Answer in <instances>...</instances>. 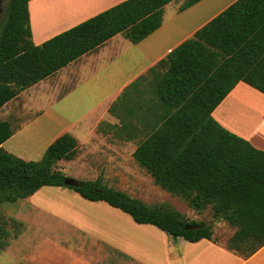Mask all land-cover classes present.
<instances>
[{
	"label": "trees",
	"instance_id": "trees-1",
	"mask_svg": "<svg viewBox=\"0 0 264 264\" xmlns=\"http://www.w3.org/2000/svg\"><path fill=\"white\" fill-rule=\"evenodd\" d=\"M29 1L11 0L8 6L0 38V108L118 33L140 42L162 25L164 6L173 0H124L41 44L32 39ZM198 1L186 0L181 9ZM162 66L164 72L156 76L160 113L147 129L135 125L140 140L133 155L164 190L199 212L211 207L214 218L235 227L228 247L251 256L264 245V151L211 114L241 80L264 93V0L234 1L151 71ZM121 122V131L132 132L131 110ZM13 133L11 123L0 119V203L26 198L44 185L65 186L87 199L105 200L174 238L213 237L212 224L190 220L168 202L148 204L101 179L66 186L67 175L57 163L78 153L70 133L59 136L39 160L5 150L2 144ZM23 230L14 217H0V249Z\"/></svg>",
	"mask_w": 264,
	"mask_h": 264
},
{
	"label": "crops",
	"instance_id": "crops-1",
	"mask_svg": "<svg viewBox=\"0 0 264 264\" xmlns=\"http://www.w3.org/2000/svg\"><path fill=\"white\" fill-rule=\"evenodd\" d=\"M122 1L30 0L32 39L41 44ZM174 1L164 6L162 25L140 42L133 43L124 32L118 33L5 103L0 108V119L9 121L14 129L2 144L5 150L26 160H39L51 143L68 132L77 139L78 153L58 161V168L66 175L77 180L101 179L110 187L133 182L134 163L141 165L133 155L140 140L135 127L147 129L150 120L160 113L156 76L165 67L155 71L151 68L236 0L203 20L217 6L210 4L219 0L199 5L204 2L200 0L184 10L183 4L176 5L174 16L167 22L166 9ZM46 12L50 14L48 24ZM190 26L193 28L188 30ZM115 105L113 113L111 107ZM130 110L133 130L127 133L120 130L121 118ZM211 115L224 128L264 151L262 91L241 80ZM47 186L54 187L55 194H49ZM71 190L44 185L22 198L27 200L23 206L26 210L14 218L24 224V230L11 238L0 256L13 257V264L19 256L27 264H264V245L248 257L228 247L236 228L224 219L213 218L211 207L196 211V216L210 213L207 223L213 226V237L190 241L182 236L174 238L154 224L139 223L130 213L105 200H90ZM56 194L71 199L63 205L79 212L82 220L86 211L82 214L84 201L78 200L79 194L98 214L96 221L89 222L91 225L82 220L78 225L82 233L90 235L91 243L55 241L54 226L48 228V233L55 243L44 242L42 223L55 221ZM221 230L226 239L218 236ZM29 234L41 237V241L31 242Z\"/></svg>",
	"mask_w": 264,
	"mask_h": 264
},
{
	"label": "rangeland",
	"instance_id": "rangeland-1",
	"mask_svg": "<svg viewBox=\"0 0 264 264\" xmlns=\"http://www.w3.org/2000/svg\"><path fill=\"white\" fill-rule=\"evenodd\" d=\"M10 1L11 0H0V38H1L5 20L7 18V11H8V6H9ZM184 1L185 0H176L172 2L171 4H169V6L166 9L167 22H169L174 16L176 12V9H175L176 5H182ZM211 1L212 0H204V2H202L199 5H209ZM233 1L234 0H219L217 2L210 4V5H217V6L212 11H208V13L204 15L201 19L202 20L205 19L207 16H209L216 10H217L216 12H218L219 9L222 8L221 7L222 5L224 6L229 5ZM49 15L50 14L46 12L44 16L45 17L44 19H46L47 24L50 18ZM201 19L199 21H196L195 24H198L199 22H201ZM192 26L188 27V30H191V28H193ZM71 174H76V173H71ZM130 174H131V171H130ZM133 175L135 176L133 182L131 180H128V184L121 185V186H115V187L113 186V188H116V189L121 188L123 190H126L127 192L131 193V195L140 198L141 200H143L144 202L148 204L168 202L172 204L174 207H176L178 210L183 212L190 220H197V221L203 220L205 222H208L211 219L210 213H208V215L205 214L202 216H196V211H197L196 209L192 208L189 205V203L182 197L178 195H174L164 190L160 185L156 184L153 177L141 165L137 167L136 164L134 163ZM47 187L51 191L49 194H52V192L53 194H55L54 187L52 186H47ZM70 189L74 190L73 188H70ZM42 193L43 191H40L39 195H43ZM79 197L80 199L78 200H80L81 202L84 201L82 202L83 205L81 206L85 208V209H81L82 214H85V211H86L84 220H82L83 216L79 212L75 210L74 211L69 210L68 208H66V206L63 205L64 203L70 202L71 199L61 196V194L55 195V215H56L55 221L44 220L42 223V226L45 230V237H44L45 243H55L53 241L54 240L53 236L48 233V228L50 229L53 226L55 227V241L68 242V241L77 240L78 242H83V243L85 242V244H89L92 242V238L90 237V235H88V233H82L78 225H80L81 220L85 221L86 224L91 225L93 221H96L98 219L97 217L98 214L93 213L92 208L86 204L85 200L87 199L83 198L80 194H79ZM24 203H27V200L20 199L16 202L0 203V217L2 218L4 217L6 219H9L11 217L19 218L20 214L24 213V211L26 210V209H23V206L26 205ZM78 205L80 204L78 203ZM48 206L51 208L52 205H48ZM71 212H73V215H71L72 214ZM67 221L72 223V226L68 224ZM90 221L92 223H89ZM8 226L10 229L12 228L11 223H9ZM73 235L74 237H72ZM218 236L220 238H223L224 234L222 230L220 231ZM225 236H224V239H226ZM28 238L30 239L31 242L41 241V237L39 238L37 236H31L30 234ZM23 239H26V238H23ZM2 251L3 250L0 249V254L2 253ZM15 259L18 260L17 264H27L28 263V261H26L25 258L22 256L21 257L19 256ZM10 260H13V257L11 258L5 255L0 256V264H7ZM10 263L13 264L11 261Z\"/></svg>",
	"mask_w": 264,
	"mask_h": 264
},
{
	"label": "water",
	"instance_id": "water-1",
	"mask_svg": "<svg viewBox=\"0 0 264 264\" xmlns=\"http://www.w3.org/2000/svg\"><path fill=\"white\" fill-rule=\"evenodd\" d=\"M64 184L66 186H78V185H80L79 181L76 178L71 177V176L65 177ZM187 228H196V227L188 225Z\"/></svg>",
	"mask_w": 264,
	"mask_h": 264
}]
</instances>
